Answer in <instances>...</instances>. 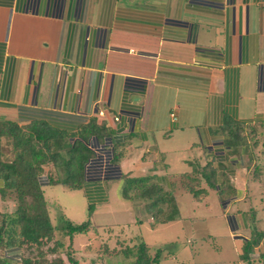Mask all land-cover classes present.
<instances>
[{
  "label": "crops",
  "instance_id": "1",
  "mask_svg": "<svg viewBox=\"0 0 264 264\" xmlns=\"http://www.w3.org/2000/svg\"><path fill=\"white\" fill-rule=\"evenodd\" d=\"M224 117L264 126V0H0V123L43 122L72 136L96 120L117 136L86 142L93 157L79 190L41 189L86 202L90 231L73 239L264 236V168L249 176L245 148L227 155ZM194 162L211 163L214 186L198 201L176 189L169 224L152 226L143 203L119 196L125 178L166 190ZM224 180L232 196L222 204ZM258 249L264 256V237Z\"/></svg>",
  "mask_w": 264,
  "mask_h": 264
},
{
  "label": "trees",
  "instance_id": "2",
  "mask_svg": "<svg viewBox=\"0 0 264 264\" xmlns=\"http://www.w3.org/2000/svg\"><path fill=\"white\" fill-rule=\"evenodd\" d=\"M239 125L250 126V123H237L224 117L218 128L224 141L223 146L230 150L229 154L234 153L238 147L239 149L243 147L239 137ZM111 134L103 123L96 120H90L72 136L43 122H33L24 127H18L13 123H0V146L9 148L10 155L6 160L0 159L2 182L0 197L13 202L11 213L6 217L1 215L0 264H64V262L78 264L72 257L71 246H64V241L58 240L54 243L50 252L55 257L45 263L26 257L23 250L48 244L54 234L59 235V239H67L70 243L74 236H83L90 231L89 220L73 224L64 217H59L53 226L47 214L41 188L59 185L68 191L79 190L83 183L84 168L93 157V152L87 147L86 142L95 139L102 143ZM114 135L116 133L112 134ZM223 156L219 155L221 158L219 162L223 160ZM112 161L115 164L118 156L115 155ZM218 166L221 168L222 165ZM48 167L51 169L50 175L43 176L45 168ZM190 170V173L172 179L166 190L151 177L125 178L119 196L124 201L143 203L145 212L152 219V226L166 224L174 221L178 215L174 201L176 189L183 190L193 200L198 201L214 186L216 169L210 162L204 165H199L198 162L191 163ZM201 184H204L205 188H200ZM217 196L222 204L232 196L227 181H223ZM263 237L262 233L252 230L251 237L242 240L238 256L240 261L245 264L250 262V256L256 252L260 243L262 246ZM162 247L150 248L139 242L132 245L131 250L126 252L128 254L126 257H132L131 264H160L166 257L162 255ZM149 250L154 252L151 258L147 254ZM60 253L64 254L65 261L60 258ZM105 253L106 251H103V254ZM167 256L171 258L172 253L169 252ZM262 258L264 256L258 254L257 259L261 261ZM100 261L101 257L94 263Z\"/></svg>",
  "mask_w": 264,
  "mask_h": 264
},
{
  "label": "rangeland",
  "instance_id": "3",
  "mask_svg": "<svg viewBox=\"0 0 264 264\" xmlns=\"http://www.w3.org/2000/svg\"><path fill=\"white\" fill-rule=\"evenodd\" d=\"M239 137L241 138L242 148H245L248 151V160L247 157H243L244 165H248L247 167L249 176H253L257 174L259 171L256 170V173L252 171V167L257 165L258 168H264V126H245L239 125ZM225 134V133H224ZM224 142V141H223ZM3 143V142H2ZM241 148V149H242ZM223 149L226 150L225 145ZM239 152V147L235 150L234 153ZM229 155V151L226 152ZM9 148L0 146V159L6 160V158L10 157ZM247 152H245L246 156ZM253 157V161H252ZM178 165H175L172 168L175 172H178L180 168H177ZM48 170V168H45ZM254 169V168H253ZM180 172V171H179ZM261 179L259 182L264 185V172H259ZM229 183L233 184V181ZM42 189V188H41ZM264 189V188H263ZM42 191V190H41ZM44 198L48 204V217L50 223L54 224L58 222V218L61 215H64L70 220L75 223H82L87 220V209H86V202L80 203L78 199L71 198L69 195L75 194H68V192L63 191L60 187L52 188L46 187L42 193V198ZM43 198V200H44ZM123 200V199H122ZM29 202V200H27ZM124 201V200H123ZM7 203L0 204V220L1 215L8 216L10 211H12V205L10 204V199L6 200ZM9 202V203H8ZM114 204V203H111ZM57 205V207H54ZM75 209V215L72 214V210ZM93 209V208H92ZM91 209V210H92ZM79 212V216H78ZM58 216V217H55ZM57 218V219H56ZM173 221H170L166 224H169ZM165 225V224H161ZM180 230V229H179ZM160 231V230H159ZM154 233V237L157 236L158 239H145L147 245H153L157 243H162L160 246L163 245L161 248L162 255H165V261L162 260L160 264H245L244 262L240 261L239 259V249H240V240H237L238 234H231V237L234 236L233 239H228L226 236H221L217 239H192V243H186L187 235L184 234L183 237L179 239H165V233L163 231ZM243 237L248 236V230L243 234ZM64 241V246L70 245L72 248V257L78 264H131L132 257H126L128 254L127 251L131 250L132 245H137L130 243V239H72L70 243L67 239H59V235L54 234L52 239L46 245H42L38 248L34 249H24L23 254L26 257H30L33 259H37V262H48L50 261L55 255H53L50 250L52 249L54 243L56 241ZM129 241V242H128ZM134 242V241H131ZM142 242V241H141ZM188 242V241H187ZM136 243V242H135ZM232 243V245H231ZM183 246L187 247L188 250L183 249ZM179 249H182V252L178 254ZM71 251V252H72ZM103 251L106 253L103 254ZM108 252H111L110 254ZM169 252H175V259H170L168 255ZM258 252V253H257ZM252 256H250L251 260L248 264H264V258L259 261L257 256L260 252L258 249ZM1 254V253H0ZM148 256L153 257L154 252L153 250L147 251ZM101 257L100 262L99 261ZM238 257V258H237ZM60 258L65 261L64 254L60 253ZM19 264V263H13ZM64 264H67L64 262Z\"/></svg>",
  "mask_w": 264,
  "mask_h": 264
},
{
  "label": "built area",
  "instance_id": "4",
  "mask_svg": "<svg viewBox=\"0 0 264 264\" xmlns=\"http://www.w3.org/2000/svg\"><path fill=\"white\" fill-rule=\"evenodd\" d=\"M114 120H116V119H114ZM114 136H116V135H114Z\"/></svg>",
  "mask_w": 264,
  "mask_h": 264
}]
</instances>
